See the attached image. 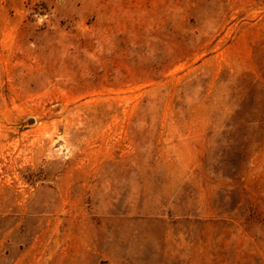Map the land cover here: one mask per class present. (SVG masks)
I'll return each mask as SVG.
<instances>
[{
    "label": "rangeland",
    "instance_id": "1",
    "mask_svg": "<svg viewBox=\"0 0 264 264\" xmlns=\"http://www.w3.org/2000/svg\"><path fill=\"white\" fill-rule=\"evenodd\" d=\"M0 264H264V0H0Z\"/></svg>",
    "mask_w": 264,
    "mask_h": 264
}]
</instances>
